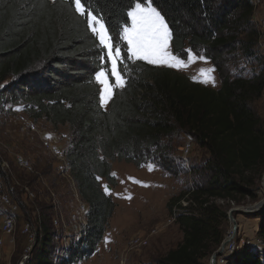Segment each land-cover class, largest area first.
Listing matches in <instances>:
<instances>
[{
  "label": "trees",
  "instance_id": "16d2710c",
  "mask_svg": "<svg viewBox=\"0 0 264 264\" xmlns=\"http://www.w3.org/2000/svg\"><path fill=\"white\" fill-rule=\"evenodd\" d=\"M115 35L129 20L130 0H82ZM172 31L170 46L206 57L220 80L218 90L192 83L172 70L127 61L125 83L100 105L95 73L98 41L74 5L65 0H0V102L22 104L28 117L74 135L66 157L79 196L88 206L87 233L59 264H79L103 239L115 205L104 194L113 163L136 167L165 161L163 140L177 131L204 148L208 158L191 167L192 185L167 203L182 241L158 264H204L224 241L227 214L217 200L238 205L258 199L264 173V124L251 104L264 92L260 33L250 0H154ZM126 48V45L122 44ZM249 66L246 74L240 65ZM104 67L109 65L104 64ZM110 83L113 80L109 78ZM99 177L100 179H97ZM257 236L264 243V209ZM50 236L32 253V264H54ZM234 264H264L244 248Z\"/></svg>",
  "mask_w": 264,
  "mask_h": 264
},
{
  "label": "rangeland",
  "instance_id": "374dc122",
  "mask_svg": "<svg viewBox=\"0 0 264 264\" xmlns=\"http://www.w3.org/2000/svg\"><path fill=\"white\" fill-rule=\"evenodd\" d=\"M251 19L260 33L258 53L264 59V0L256 6ZM149 65L172 70L186 76L192 83L212 90L220 87L215 71L211 74L215 78L214 86L198 82L202 79L201 69H214L208 60L197 59L179 70L164 65ZM239 68L246 74L251 71L249 66L242 64ZM194 76L196 81L192 79ZM111 79L114 84V79ZM97 85L100 90L101 85ZM121 88L113 87L112 92ZM110 99L104 105L100 102L103 110H107ZM251 107L264 124V92ZM28 116L24 105L0 102V197L5 199L0 203V264H19L28 249L32 260L38 241L44 239V231L50 236L53 246L49 257L54 264H59L57 258L60 251L68 247L65 259L73 251L72 245L77 239L76 224L71 222V218L79 216L76 222L83 221L81 209L86 203L81 201L80 196L76 199L77 188L72 177L66 173L59 175L55 170L56 157L50 151V144L61 147L66 154L74 135L67 126L54 129L43 119L34 121ZM162 144L164 155L167 154L163 159L165 161H148L141 167L115 162L111 166L115 185L99 181L101 190L112 199L115 208L96 252L79 264H158L181 243L182 232L169 215L167 203L191 187V167L200 165L208 154L190 136L177 131L164 139ZM18 157L25 159L27 165H20ZM263 176L261 171L257 182V201L245 200L238 205H227L217 200L216 204L223 207L226 214L233 208L256 205L264 198ZM8 215L14 218V227L10 233H5L2 224ZM234 218L239 227L233 238L236 251L246 248L247 242L262 241L256 234L259 218L240 215ZM231 232L232 226L227 219L224 241ZM211 256L204 264H210Z\"/></svg>",
  "mask_w": 264,
  "mask_h": 264
},
{
  "label": "snow or ice",
  "instance_id": "6c2138e0",
  "mask_svg": "<svg viewBox=\"0 0 264 264\" xmlns=\"http://www.w3.org/2000/svg\"><path fill=\"white\" fill-rule=\"evenodd\" d=\"M65 2L74 5L75 13L83 19L87 29L98 41L99 60L102 66L95 73V80L101 85L99 90L101 105L110 99L113 87L124 86L123 74L127 69V61H146L148 64L164 65L178 70L186 68L197 59L206 62V57L193 53L191 49L187 50L186 59L173 54L170 47L172 31L161 10L154 5V0H130L126 15L131 23L129 25L125 22L115 35L106 25L104 18L94 14V10L90 6L86 7L82 0ZM122 44L126 45V48L122 47ZM104 64L109 67H104ZM212 72H214L212 68L201 69L202 79L198 82L212 83L214 86L215 78L211 75ZM110 77L114 79V84L110 83ZM192 79L196 81L195 76ZM105 191H108L107 187Z\"/></svg>",
  "mask_w": 264,
  "mask_h": 264
},
{
  "label": "built area",
  "instance_id": "2783aa9c",
  "mask_svg": "<svg viewBox=\"0 0 264 264\" xmlns=\"http://www.w3.org/2000/svg\"><path fill=\"white\" fill-rule=\"evenodd\" d=\"M250 1L252 2L253 6H254V10H255L256 6L261 4L263 0H250ZM50 151L56 157V162H55L54 166H55V170L57 171V173L59 175L66 173L67 176H69L70 170H69L67 158L65 156L66 154H64L63 149L61 147H58L57 145L50 144ZM17 160H18V163L20 165H23V164L27 165L26 160L23 159L22 157H18ZM69 177L71 178V175ZM71 180H73V179L71 178ZM73 183L75 185V188H77L75 182H73ZM75 191H76L75 192L76 199H78L79 194H78L77 189ZM1 202H5L4 197H0V203ZM81 212H82L81 217L83 218V221L76 222L77 218L79 216H77V218L75 216H73L71 218V222L76 224V230H75V227H73V226L72 227L75 230V234L77 237L75 243L72 245L71 250H74L78 246L82 247L84 245V241H85V237H86V233H87V217H88L87 213H89V208H88L87 204H85V207L81 209ZM54 224L56 225V223H54ZM59 226H60V224H59ZM13 227H14V218L10 217V215L6 216V218L2 224L3 232L10 233L11 230L13 229ZM233 238H234V236L231 233V236H229L227 239L228 243H227L222 255L217 258V262H216L217 264H225V263L226 264H234V259L237 258V256L240 253L238 251H236V249H235V242H234ZM137 244H140V243L137 241ZM246 245H247L246 248H249V246H250V247H253L254 249L258 250L257 251L258 255L260 256L261 259L264 260V243L262 241L257 239L256 241L254 240L253 243L247 242ZM67 251H68V247H65L64 249H62L60 251L59 257L57 258V260H58L57 262H60L66 256ZM29 252H30V249H28L27 255H24L22 257L19 264H31L32 263V260L30 259ZM228 259L231 261H228Z\"/></svg>",
  "mask_w": 264,
  "mask_h": 264
},
{
  "label": "water",
  "instance_id": "95a60500",
  "mask_svg": "<svg viewBox=\"0 0 264 264\" xmlns=\"http://www.w3.org/2000/svg\"><path fill=\"white\" fill-rule=\"evenodd\" d=\"M262 190L264 192V176L262 177ZM263 209H264V198L256 205L233 208L229 210V212L227 213V219L232 226V232H231L232 235L235 236L238 233V228H239L234 218L235 215H240L245 217H249V216L256 217ZM227 243H228L227 240L223 241L218 251L212 254L209 262L210 264H217L216 260L218 257L222 255Z\"/></svg>",
  "mask_w": 264,
  "mask_h": 264
},
{
  "label": "bare ground",
  "instance_id": "6f19581e",
  "mask_svg": "<svg viewBox=\"0 0 264 264\" xmlns=\"http://www.w3.org/2000/svg\"><path fill=\"white\" fill-rule=\"evenodd\" d=\"M229 236V235H228ZM231 236V235H230Z\"/></svg>",
  "mask_w": 264,
  "mask_h": 264
}]
</instances>
